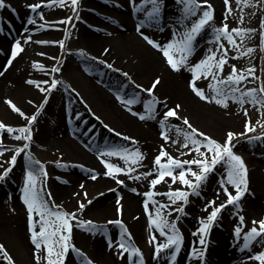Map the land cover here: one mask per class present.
<instances>
[{"label": "bare ground", "instance_id": "1", "mask_svg": "<svg viewBox=\"0 0 264 264\" xmlns=\"http://www.w3.org/2000/svg\"><path fill=\"white\" fill-rule=\"evenodd\" d=\"M10 1L12 9L19 12V14L17 18L12 15H3L1 17V20L12 23L16 31L12 33L11 36L13 37L7 38L5 32L8 31L11 33V31L6 23H2V29H0V72H3V74L0 75V121H3L5 124L19 125L24 119L13 108L10 111L7 110V107L11 106L8 103L9 100L28 115L35 112V109L42 102V98L45 95L48 96V100L44 108L36 114V129L33 132L31 141H20L15 138V135H7V132L0 130V138H2L0 142L3 144V149H0V152H2L0 154V166H8V159L14 153L16 147L23 149L22 153L18 155L17 162L7 178L0 180V244L4 245V251H0V257H4L5 261L9 262L5 258L6 251L7 256L12 258L13 264H38L36 260L37 251L31 240L27 207L22 200V188L24 187L27 170L29 167H35L32 164V160H38L43 164L48 173L47 177L41 178L47 187V191H43L42 193L45 198H47V193L50 192L55 204L61 206L66 211L75 210L77 209V203L79 204L81 201L89 200L90 203L85 204L82 215H89L91 220L95 221L97 225H104L103 223L105 221L112 219L111 221L113 222L106 223V225L113 230L114 236L117 231V226L114 221L116 219L122 220L131 233V236H128L126 240L140 247L145 252L149 264H168L164 262L162 254L158 257L153 256L155 243L162 241L164 237L160 234L158 228L150 223V220L156 219L157 206H151V214L149 216L147 215L148 217L144 214L142 206L147 208L144 192L157 190L160 187V184L151 186L150 181L153 178L151 176L155 172L157 173V171L153 170L154 158L158 155L162 145L164 150L172 155V157L182 160L191 159L196 153L194 149L192 152H188L186 147H184V136L182 132L177 131L178 127L171 124L172 127L166 129V134L170 139L165 140L161 136V131L165 129L158 123V118L153 116V118L140 119L135 114L141 112L139 108H136L137 105H127L118 97L124 96L127 99L131 92L145 93L142 89H138L136 84L145 87L144 83L149 82L152 85L153 82L151 81H155L159 77L160 81L157 85L161 91H156V85L154 89L155 97L157 99L161 98V100L164 99L167 103L171 101L178 103L181 111L176 119L180 120V123L182 122L181 117H187L192 123L198 122L201 125H209L211 135L214 138L221 136L223 132L225 133H223L224 135H227L229 130L237 132L236 128L242 122L240 105L236 101L229 99L225 107L216 103L215 98L205 100L191 91L189 89V83L192 79L189 77L187 80L186 77L191 76L192 73L187 65H183L180 71H174L167 63L162 51L144 39L140 32L137 31L139 25L138 20H143V15L131 11L132 7L129 0H126L124 10L122 11L123 13L119 19L120 27L116 25H99L98 27L97 25L99 23L96 14L83 9V7H86L98 13L106 14L105 12L110 6V0H82L79 5L80 14L79 19L77 18L76 25L79 29L73 30V36L71 35L69 40H66L64 35L52 36L40 26V19H36L34 23H29L28 20L27 22H23L25 13H30L28 5L35 3H32V0ZM219 2L220 0H210L213 9H217L223 13L219 7ZM43 6L39 7V9ZM205 6L203 5L201 7ZM147 7H150V5L145 6V8ZM51 11H48L46 15L48 13L56 14L54 8ZM181 14V5H176L172 0H161V20L155 26L145 24L141 30L146 32L158 43L164 44L172 38L173 31L175 32L180 27L178 19ZM214 18L220 19V14L215 13ZM257 18L262 20L264 16L260 13ZM191 21L192 18L189 17L186 23L190 24ZM257 27L259 29L256 32L260 29L264 30V27H261L259 24ZM96 28L98 30L97 32L93 30ZM32 29H35V31H32ZM2 31L5 34L2 35ZM240 35L243 37L242 39L240 38L241 41L244 42V40L249 41V37H255L256 33H250L248 35L241 33ZM26 36H31L32 39L25 42L24 37ZM211 37L210 34H207L203 30L196 36L193 42L194 46L188 57L189 63L193 59L199 60L203 58L210 49L216 50L212 45ZM17 39L21 40L23 50L12 60L11 65H9L8 60L11 58V47ZM59 41H63V47L58 43ZM48 43L50 45L54 44L58 50L64 48L68 43L72 44L76 46H72L73 49L80 50V52L82 51V53L89 55V57H83L82 62L78 63L70 55L60 68V72H53L52 70L42 72L41 68L33 66V62H38L41 65L45 64L44 54L48 50H46L47 48L44 45ZM239 46L242 45L240 44ZM105 49H108V51L105 52ZM259 54H264V47L262 50L260 48V51L253 49L246 59L239 56L236 65L238 70L245 67L247 70L246 75L250 78L252 76L248 74L249 70L253 71V66H258V72L255 73L259 76V80L255 78V81L253 80V84H251L254 85L256 83L254 85L255 87L257 85H264V73L262 70L264 64L262 61V65L259 64L261 60L259 59ZM95 57H99L100 59H94ZM103 61H107L114 67H107ZM116 69H120V71H116ZM97 71H99L98 74ZM229 71H231V67L225 72V75ZM124 72L129 73L128 78L132 79L129 82L128 89L124 94L113 95V92L107 91L105 87L108 86L110 88L112 84H115L117 79L124 80L126 78L123 75ZM103 73H108V78H105V76L101 77L100 74ZM65 77L68 80H65ZM94 77L100 80L101 86L94 82ZM53 78L58 79L60 81L58 85L68 89L70 93L65 94L63 90H58V87L48 93L41 92L40 87H46V84L43 82L45 80L50 82ZM29 80L36 81L40 87H37L36 84L29 83ZM186 80L189 83L185 87ZM208 80L214 84L211 78ZM132 81H135L136 84H132ZM198 82L199 85L197 86L203 89L206 96L212 95V89L206 87V81L204 79L198 80ZM26 83L30 85V88H28L29 90L26 93L22 94L19 90ZM121 84L123 83H120L119 87ZM251 85H246L245 87H253ZM73 89L76 91H73ZM224 91L226 92V89ZM236 95H239V93ZM145 98L150 99L149 94ZM70 104L76 106V112L81 111L83 114L89 116L88 112L90 111L92 116H95V118L99 116L100 121L109 125L111 129H115L117 132L124 133L126 136L135 139L127 140L122 136L110 134L108 129L106 130L101 127L100 122H94L89 117L90 123H95L89 135L92 134L94 137V134H96L100 140L98 141V148L95 151L88 149L91 141L83 133L84 131L81 129L82 125L76 124L75 132L73 130L74 134L72 136L70 135L71 132H68L65 126L62 125V122H60L62 130L55 129L58 126V114L61 113L65 105L67 107ZM129 108L132 111H129ZM50 109H52L51 115L48 112ZM48 115L51 119L47 127L46 125L48 124L46 121L48 122ZM170 121L173 120H168V123ZM179 129L184 130L182 127H179ZM114 133L116 134V132ZM237 138L239 137H235L234 140ZM172 141H175V143ZM25 143L28 144L27 148L23 147ZM114 144L118 145L117 148L130 147L129 151L139 149L140 152H143L144 162L147 165L148 172L151 174L146 176L142 175L134 179H130L124 174L125 176L122 179L124 181L123 184H117L116 181H111L109 179L111 176L104 175L107 168L102 162L100 154L97 152L102 151L103 148H113ZM47 147L60 148L61 151L76 157V159L65 158L59 164H56L55 161H46L43 156L40 157L37 149L41 148L43 152ZM187 147H192L191 142L187 144ZM244 148L252 149V146L244 143ZM236 149L239 150V147L237 146ZM181 153L185 154L181 155ZM29 156L32 160L26 158ZM241 156L244 158L242 153ZM105 159L115 165H117V161L120 163L118 156H114L112 159L106 156ZM79 165H84L86 167L84 169L85 171L79 169ZM254 166L256 167L257 165ZM192 167L195 168L196 166L192 165ZM216 168L220 169V164L216 165ZM252 168L247 171V174L251 178L250 186L254 193H250V195L254 202L253 204L247 203L246 213L254 218V216H264V205L261 203L262 190L260 186L264 174L260 175L258 168ZM88 169H93L95 171L94 174H98L99 182L95 186H92L91 181L87 180L82 174L83 172L86 173V171H89ZM212 178V175H208L203 186H201L200 195L189 194L188 199L190 205L184 208L191 216L194 215V211H196V214L198 213L199 208L208 197L214 199L216 203L221 200L219 186ZM210 180L212 183L209 182ZM3 183L7 184L8 188H10L9 191L3 189ZM81 184L84 185L83 188L80 187ZM16 186L19 188V194L16 191ZM132 189H136V191L134 192ZM142 189H144L143 193ZM114 190L117 191V194ZM85 192H87V196H85ZM118 200L120 202L119 205L117 204ZM120 205H122L120 212L121 218L116 216L117 206ZM162 212L164 213L163 210ZM241 213L244 214V210ZM37 215L34 214L33 219ZM177 217L178 215L175 213L170 217V222L176 220V226L184 239L182 241V248H180L182 258L177 262L178 264H197L196 259L189 256L193 247H202L200 243L197 244L194 242V239L199 235L196 232L199 225L195 222H188L187 218H182L181 222L177 223ZM220 218L222 221H228L233 224L235 222V213L231 210L223 209ZM192 231H195L196 234ZM72 235H74L71 240L72 243L81 249L93 261V264H128L125 256L121 257L118 255L121 250L115 244L110 247L109 240L102 236V232L93 233L86 230L84 233H77L73 229ZM232 236V232L226 230L222 236L218 234L220 243L216 246L217 255L209 260L207 259L204 264H256V262L247 259L246 254L248 250L241 251V247L232 242ZM153 237L156 239L154 240ZM210 237L212 240L213 236L211 235ZM208 242L211 241L208 240ZM189 248L190 251L186 253ZM41 252L44 255L46 254L44 245H41ZM43 257L42 255L39 264L44 263L42 260ZM80 259H82L81 256H79V262H81ZM71 260L75 261L73 259V252L69 250L65 256L64 264L75 263L71 262ZM1 263L3 261H0Z\"/></svg>", "mask_w": 264, "mask_h": 264}, {"label": "snow or ice", "instance_id": "2", "mask_svg": "<svg viewBox=\"0 0 264 264\" xmlns=\"http://www.w3.org/2000/svg\"><path fill=\"white\" fill-rule=\"evenodd\" d=\"M182 7V14L178 19L179 28L176 29L175 32L172 33V38H170L164 44L158 43L151 36H149L146 32L141 29L145 24H151L155 26L161 20V0H129V3L134 12L141 13L143 15V20L137 27V31L148 41L149 44H152L154 47L162 51L163 55L166 57L167 63L170 65L171 69L174 71H180L183 65H187L188 69L192 73V80L190 81V85L195 90L196 94L200 96V98L205 100L216 99V103L227 106V102L229 99L239 102L240 104L250 103L252 105H260L264 108V95H257V93H264V85H262L259 89L256 87L245 88L244 91L241 89L244 87V83H247V77L244 75L245 70H238L235 64L231 65V71H229L226 75H221L224 70L225 64L227 63L229 56V49L224 45L223 40H226L232 48L237 49V55L234 58H239L240 53L238 51V42L234 37L233 33L241 34L247 33L250 31H254L253 29H241L237 27L229 28L227 23H224L220 27H216L213 29L215 34V48L216 50H209L208 53L201 59H199L194 64L189 63V54L193 48V42L196 36L205 29V27L209 24L210 21L214 19L213 17V5L210 3V0H177ZM239 2V0H238ZM55 4L63 5L64 0H38L37 3L29 4L28 7L36 11L41 4H47L48 6H54ZM225 4L228 6L227 11L231 12L230 0H225ZM71 5L73 7V11H76L77 0H71ZM146 5H150V7L145 8ZM201 5H206V7H201ZM6 0H0V9L5 8ZM10 7V5H9ZM41 17L43 13H40ZM189 17H194L191 23H186ZM77 18L79 16L77 14ZM64 20H71V17H64ZM227 19V15L225 16ZM29 23H34V20L29 17ZM41 27H47V24H41ZM261 27H264V19L261 20ZM183 28V31L180 29ZM35 31V29H32ZM65 31H67L65 29ZM264 35V34H262ZM243 37H241L242 39ZM31 36L24 37L25 42L31 40ZM60 45L63 47V41H59ZM23 50L22 43L20 39L15 40L14 44L11 47V58L8 60V64L11 65L12 60ZM108 49H105L107 52ZM248 52H252L253 49L249 47L247 49ZM83 55V53H81ZM218 56V59H217ZM94 59L99 60V57H95ZM104 64L109 68H113L114 66L107 61H103ZM34 67L43 68V65L38 62H33ZM254 68V66H253ZM53 72H60V67L53 65ZM116 71H120V69H116ZM201 74L204 78L211 76L214 84H210L209 87L212 89V95L206 96L203 89L198 87L195 83L197 79V74ZM3 72H0L2 75ZM249 75H254V71L249 70ZM124 77H129V73L124 72ZM160 78L153 82L152 86L145 88L143 85L136 84L135 81H132V84H136L138 89H142L145 93L149 94L150 99L142 100L138 94H134L133 96L125 99L124 96H119L127 105H135L138 103H142L143 109L145 111L135 113L139 116L140 119L153 118V113L156 111V105L158 103L157 98L154 95V89L156 85L159 83ZM29 83L36 84L37 87H40L36 81L29 80ZM244 82V83H242ZM47 84L48 87H40V91L44 93L50 92L52 89H55L60 83V81L56 78H53L50 82L45 80L43 82ZM226 89V92L224 91ZM73 91H76L73 89ZM239 93V95H236ZM218 97V98H217ZM48 100V96L45 95L42 98V102L35 109V112L31 115L23 112L19 107L12 103L11 100L8 103L11 107L20 114L21 117H27V123L25 125L19 126L18 131L20 133L19 137H15L17 139H23L25 141H31L32 129L31 125L37 119V113L44 108L45 103ZM177 108L180 105L176 106ZM129 111H132L129 108ZM245 113L247 114V109H245ZM179 113L173 109L168 108L164 112V116L159 119L158 123L165 130L161 131V136L165 140H169L170 137L166 134V129L172 127L171 124L168 123L169 117H177ZM96 119H100L99 116ZM184 124L187 125L191 131H186L182 129H177L178 132H182L184 136V147H186L188 152H192L193 149L196 153L191 159L181 160L179 158L172 157L170 154H167L164 150L163 145L161 146V150L158 155L154 158V171H157L159 174L154 176L150 185L155 186L160 181L164 180L165 176L171 177L172 180L170 182H175L178 178L180 183L186 185V189L182 188H169L164 193L169 199V201L175 204L177 201H183L179 205L178 208H173L172 211L182 212L184 210V204L187 203L189 194L200 195V189L203 182L208 178L209 173L213 172L215 166L218 164H223L224 172L226 175L221 178L220 185L223 188V192L227 195V199L222 203L216 204L215 200H209L205 205V211H208L209 206L211 207V211L206 216V218H201L199 220V227L196 232L199 234V243L200 245H206L207 241L205 240V234L209 231L213 223L216 221L218 214L222 209L225 208L226 205H234L235 207H239V199L244 195L247 186V168L245 162L241 155L237 154L233 150V142L235 137H244L248 132L255 130V125L252 124L251 121L245 122V131L243 133L234 132L229 130L227 132L226 138L223 142L217 141L216 139L207 136L206 133L199 131L194 128L188 121L187 117H181ZM106 128H110L109 125L105 124ZM7 129L9 133L13 132V126L7 125L3 121H0V130ZM111 131L116 132V135L124 137L127 140H134L133 137H128L124 133L117 132L115 129H111ZM199 132L200 137H204L205 139H197L193 134ZM260 136L264 137V132L260 134ZM249 140L251 139H259L260 137H247ZM2 140V138H0ZM175 143V141H172ZM191 142V148L187 147V144ZM201 144L204 145L206 151L201 150ZM24 148L28 147V144L25 143L23 145ZM0 149H3V144L0 142ZM23 151L22 148L16 147L14 153L9 158L8 166L3 167L0 170V180H4L7 178L9 173L12 171L14 165L17 162V157ZM206 152L210 154L206 155ZM2 154V152H0ZM185 153H181L184 155ZM167 155V162L163 163L161 161V157ZM101 160L107 168V171L104 173L106 176H114L115 173L122 172H132L133 169L131 167H119L109 160L105 159L106 156H121L125 159V164L128 163V159L131 158V162L133 164L138 163L142 160L143 154L139 151V149H132L129 151L128 147H119V148H106L103 152L100 153ZM29 160L32 158L26 157ZM32 164L35 167H29L25 177L24 187L22 188V200L23 203L27 207L28 219H29V229L31 231V240L35 245V249L37 251L36 260L39 264L41 256H44L46 260V264H64L65 256L68 254L69 250H73L81 254V264H93V261L86 256L82 252L81 249L76 247L75 244L71 243L72 240V230H73V220H79V218L75 215L77 211H83L85 204L90 203L89 200L79 202V208L66 211L61 206L55 204L52 200V194L50 192L47 193V198L42 195L44 188V181L41 180L42 177H47V170L44 168L43 164L38 160H32ZM187 165L188 167H184ZM192 165L196 167L193 168ZM158 166V167H155ZM174 169H179L178 172H175ZM190 174V175H186ZM151 173H141V175H150ZM98 175V174H97ZM132 178V177H129ZM139 178V177H137ZM92 179H96V175L92 176ZM117 182L123 184L124 181L117 178ZM168 182V181H166ZM169 182V183H170ZM227 185H231L234 187L235 192L229 189ZM243 186V187H242ZM81 188L84 187L83 184L80 185ZM132 191H136V189H132ZM154 193L152 191H148L145 193V196L151 197ZM85 196H87V192H85ZM119 200L117 204L119 205ZM147 201H145V205L147 207ZM152 203L157 205V214L156 219L150 220V223L154 224L158 229L160 234L164 237L162 241L156 242L154 246L153 256L158 257L164 252L171 257V260L176 259V253L180 249V244L183 239L179 229L176 226L175 220L169 222L163 216L162 209L166 208L167 205L163 202H158L153 200ZM118 211H121L118 208ZM38 214L40 218V227L37 232L34 227L33 215ZM240 223L234 229V236L236 239H240L242 234L241 225L245 222V217H239ZM113 221H108L106 223H112ZM117 224H120L123 228V232L121 233L119 241H113L109 239V246H113L115 244L116 247L121 249L118 253L119 256L123 257L125 253H128V257L131 260V264H144V258L141 253V249L134 244L128 242L125 239V234L129 237L131 233L124 226L122 220H115ZM87 225L89 231L96 233L103 231V225H97L95 221L92 220H79L77 226L83 227ZM258 225V227H257ZM167 229V230H166ZM195 234V233H194ZM259 238V243L261 247L264 248V219L252 221V226L246 231L243 232V243L240 245L241 251L249 249L250 245L254 241H257ZM155 240L156 238L153 237ZM41 245L45 246L46 255L41 252ZM0 251H4V245L0 244ZM190 255L193 257H198L200 260V264H203L204 261V248L201 247L199 249L193 248ZM5 258L9 261V264H13L12 258L7 256L5 251ZM249 260H255L258 264H264V250H260L255 252L254 255L247 256Z\"/></svg>", "mask_w": 264, "mask_h": 264}, {"label": "rangeland", "instance_id": "3", "mask_svg": "<svg viewBox=\"0 0 264 264\" xmlns=\"http://www.w3.org/2000/svg\"><path fill=\"white\" fill-rule=\"evenodd\" d=\"M81 1L82 0H77L76 11H73V7L71 5V0H64L63 5L54 3V6H48L46 8L43 7L41 9H37L36 11L31 10L30 13H27V12L25 13V15L23 17L24 18L23 22L24 21L27 22V20L29 21V17H31L34 21H36V19H40L39 22H41V24H47L48 25L47 27H43V28L47 32H49L52 36L64 35L66 37V40H69L71 38L73 30L79 29L76 25H77V14H78V16L80 14L79 5H80ZM97 1H101V0H97ZM31 2L32 3L33 2L37 3L38 0H32ZM172 2H174L176 5H181V4H179L177 2V0H172ZM219 4H220L219 7L223 11V13H221L217 9H213V17H214L215 13H218V14H220L221 18L220 19L214 18L212 21L209 22V24L203 30L204 32L206 31L207 34H210L212 36L211 37L212 45L215 47V44H216V42H215V34L213 32V29L216 28V27L222 26L224 23H227L229 25L230 29L233 28V27H237V28H241V29L243 28V29H253L254 30V31H250V32L244 33L245 35H248L250 33H256L255 37H249V41H245L244 40V42L241 41V39H240L241 35L240 34L238 35L236 33H233L234 37L236 38V40L238 42V51H239L240 56L242 58H244V59L247 58L248 54L250 53V52L247 51V49L249 47H251L254 50H258V51H260V48L262 50V48L264 47V35H262V34H264V30L260 29L258 31L259 33L256 32V31L259 29V27H257V25L259 24L261 26V19L257 18L258 14L262 13V15L264 16V0H239V2H238V0H230V5H231V9H232L231 12L227 11V7L228 6L225 4V0H220ZM9 5H10V7H9ZM201 6H203V5H201ZM53 8H54V12L56 14L48 13V15H46V13L48 11H51V9H53ZM83 9L87 10L88 12H92V13L96 14V16L98 18V23H99L97 25L98 27H99V25L102 26V25L105 24V20L103 18L101 19V13H98L97 11L89 9V8H86V7H83ZM108 9L111 10L112 7H109ZM10 11L11 12L13 11L15 16H17L19 14V12H16L14 9H12L11 1L10 0H6L5 8L0 9V17H2L3 14L5 16H8L9 13L11 14ZM51 12H53V11H51ZM40 13H43L42 17L40 15ZM53 14H54V16H53ZM226 15H227V19H225ZM64 17H71V20H64L63 19ZM191 18H192V20L194 19V17H191ZM239 19H240L241 22L239 21ZM141 21H142L141 19L138 20L139 24H140ZM65 29L67 31H65ZM93 30L95 32L98 31L97 28L93 29ZM3 31H5V30H3ZM181 31H183V29ZM211 39H210V42H211ZM258 42H259V44H258ZM223 43L229 49V53H228L229 59H228L227 63L225 64L224 70L221 73V75H225V72H227L230 69L231 65L232 64L237 65V62H238V58H234L237 55V49L232 48V46L229 45L226 40H223ZM240 44L242 46H239ZM44 46L47 48L46 50H48V51H45V54H44L45 55V64L43 65V68H41L42 72H48L49 70H52V66L53 65H56V66L61 68L63 66V64L65 63L66 58L69 57L70 55H72L74 57L75 61L78 62V63L82 62V58L83 57H86V58L89 57V55H86L84 53H83V55H81L82 51L80 52V50L73 49V47H76V46H74L72 44H69V43L66 44L64 46V48H62L61 50H58L54 44L50 45V43H48V44H46ZM259 55H260L259 59H261L259 64L262 65L261 61L264 64V54H259ZM86 60H89V59H86ZM197 61H198V59H193L190 62H191V64H194ZM0 67H1V65H0ZM240 70H245L244 71V75L247 77V83L242 82V83H244V87L241 89V91H244V89L246 88L245 86L247 84H248V86L251 85V82H253V80L255 81V78H256V80H259V76H257V74L255 73V72H258V66L257 65H254V68H253L254 75H251L252 76L251 78L246 75L247 74V70L245 69V67L244 68H240ZM262 70H263V73H264V66H263ZM98 73H99V71H97V74ZM197 75H198V77L201 76L200 77L201 79H199V81L202 80V79H204L206 81L205 85H206L207 88L209 87L210 84H212V82L208 80V78H211V76H209L207 78H202L201 74L198 73ZM189 77L192 78V75L191 76L190 75L187 76L186 79L188 80ZM64 79L68 80L66 77ZM127 79L131 80V78H128V77L124 78V80L117 79L118 81H116V83L114 85V89H118L119 83H121L123 81L125 82V81H127ZM187 80L185 82V87L188 84ZM151 82H154V81H151ZM96 83H98V81H96ZM128 83H129V81H128ZM195 83H196V85H199L198 80ZM144 85H145V88L152 86L151 84H149V82L144 83ZM251 86L255 87L254 85H251ZM46 87H48L47 84H46ZM57 87H58V90H63V93H65V94H69L70 93L68 89L62 88V86H60V85H58ZM260 87L261 86H259V85L256 86L257 89H259ZM28 88H30V85H28V83H26V84L22 85V87L20 88L19 91L23 94V93H26L27 90H29ZM156 91H161V89H160V87L158 85H157ZM191 91H192V89H191ZM193 92H195V90ZM137 94L139 95V97L142 100L148 99V98H145V97H148V94H145V93H137ZM257 95H264V93H257ZM157 100H158V103L156 105V111L153 113L154 117H156L158 119L162 118V115L168 109V107L169 108H173L178 113H180L181 107L177 108L176 106L179 105V104L176 103L175 101H171V102L167 103L166 100H164V99L161 100V98L157 99ZM236 103L238 105H240V107H241V110H240V115L241 116L240 117L242 119V122H240V124L236 128L237 130L236 129L235 130L237 132L243 133L245 131V122L246 121H251L252 124L255 125V130L251 131V132H248L246 134V136H244V137H239L236 140H234L235 142H233V150L239 155H241V153H242V155H244L243 160L245 162L247 171L249 169L251 170L252 167L258 168L259 169L258 172L260 173V175H262V174H264V137L260 136V134L262 132H264V108H262L260 105H255L254 106V105H252L250 103H246V104H240L239 102H236ZM75 104H76V102H75ZM135 105H137L136 108L140 109L139 111H141V112L145 111L143 109L142 103H138V104H135ZM71 107L74 109L76 106L72 104ZM218 107H220V106H218ZM245 109H247V114L245 113ZM7 110L8 111L12 110V107L8 106ZM51 110L52 109L48 110L50 115H51ZM48 118H50V116ZM60 118H61V116H60ZM86 119H88V118L86 117ZM84 120L85 119H83L82 122H84ZM168 120H173V121H170L169 123L173 124V126H175V127H178V129H179V127H182L186 131H189V132L191 131V129H189L187 127V125L184 124L183 120H181L182 121L181 123H180V120H177L175 118L170 119V117H169ZM48 121H49V119H48ZM188 121H189V119H188ZM26 123H27V117L25 116L23 121H22V123H20L19 125H12L13 126V132L12 133H9L6 128L3 129V130L5 132H7L6 133L7 135L13 134L16 137H19L20 133L18 131V127L22 126V125H25ZM46 123H48V122L46 121ZM102 123L103 122H101V124ZM189 123H191V125L194 128L198 129L199 131H202V132L206 133L207 136H210V137L214 138L211 135L212 133H211L209 125H205V124L201 125L198 122L197 123H195V122L192 123L190 121H189ZM7 125H11V124H7ZM86 125H87V127L90 128V126L91 125H95V123H90V121H88L87 123H84L83 126L85 127ZM30 127L32 129V135H33V132L36 129L35 121L33 122V124ZM223 133H222L221 136L215 137L214 139H216L217 141L223 142L225 140V138H226V135H224L225 133L224 134ZM193 135L197 139H201V140L205 139L204 137H200L199 136V132L194 133ZM247 137H260V138L259 139H251V140H249ZM18 140L22 141L23 139H18ZM244 143L247 144V145L250 144V146H252V149L244 148ZM117 146L118 145L114 144L113 148H117ZM237 146L239 147V150L236 149ZM200 147H201L202 151H206L203 144H201ZM129 149H130V147H129ZM248 149H250V150H248ZM251 150H253L254 153L251 152ZM37 151H38L40 157L43 156L46 161H51V162L55 161L56 164H59L60 161L61 160H65V158L66 159L67 158L76 159V157H74V156H72L70 154H66L63 151H61L60 148H56V147H47V148H45V150L43 152H42L41 148H38ZM97 153L100 154L101 151L97 152ZM141 153L143 154V157H144V153L143 152H141ZM166 153L169 154L167 151H166ZM206 155H209V158H210V154L209 153L206 152ZM118 157L120 159V163L117 161V166H119V167H131L133 169V171L132 172H125V173L124 172L115 173L113 177H111V178L109 177V179H111V181H114L113 179L115 177H119V178L123 179V177L125 176L124 174H126V176H128V177H132L130 179H134V178H137V177H141L142 176L141 173H149L148 172L149 170L147 169V165L144 162V159L140 160L136 164H133L131 162V158H129L128 159V163L125 164V159L123 157H121V156H118ZM112 158H114V156L110 157L109 159H112ZM167 158H168L167 155H165L164 157H161V161L163 163H166L167 162ZM8 161H9V159H8ZM254 165H257V166L255 167ZM79 166H78L79 169L85 171L84 169L86 167L84 165H79ZM184 167H187V166L184 165ZM88 170L89 171H86V173L83 172L82 174L84 175V177L87 180L91 181L92 186L93 185L94 186L97 185L98 182H99V177L96 176L97 178L95 180H93L92 176H93L94 172H91V169H88ZM252 170H253V168H252ZM174 171L178 172L179 169H174ZM158 174H159L158 172L157 173L155 172L151 177H154V176H156ZM224 174L226 175V173L224 172L223 164H220V169H217L216 166H215L214 171L209 173V175L213 176L212 179H214L216 184L217 185L219 184V186L221 187V188H219L220 189L219 192H220V197H221L220 201L221 202L218 201V203H216V204L222 203L224 200L227 199V196L223 192V188L220 185V181H219V178H218V175H219V177H223ZM186 175H190V174L186 173ZM250 179L251 178L249 177V174H247L248 183H247L246 189H248L250 192H252L251 186H250V184H251L250 183L251 182ZM171 180H172L171 177L165 176L164 180H162L159 183H157V184H160V187L157 190H153V193H154L153 196L146 197V201L148 202L147 205L150 206L149 208H151V206H155L156 207L157 205L152 203L153 200L158 201V202H163L164 204L167 205L166 208L162 209L164 211L163 216L169 222H170L171 215H173L175 213V214L178 215V217L176 218V219H178L177 223L181 222L182 218H187L188 222H190V223L195 222L196 224L199 225V220L201 218H206V216L211 211V207H209L208 211H205V205L206 204L201 205V207L198 210V213L196 214V211H194V215L193 216H191L189 214V212L185 210V208H184V210L182 212L172 211L173 208H178L179 205L181 203H183V201H177L175 204L171 203L169 201L168 197L166 195H164V193L167 191L166 188H178L179 187V188H182V189H186L187 186L181 184L178 178L176 179L175 182H170ZM166 181H168V182H166ZM209 182L212 183L211 180ZM166 185H167V187H166ZM164 186H165V188H164ZM202 186H203V184H202ZM227 186L229 187V189L234 194V192H235L234 187H232L231 185H227ZM260 186H261V190H262V192L260 191L262 193V195H261V203L264 205V178L261 180V185ZM2 187H3L4 190L5 189H7L8 191L10 190V188H8L6 183H3ZM16 188H17V186H16ZM126 188H127V186H126ZM143 188H144V186H143ZM44 189H46V188H44ZM126 190H128V189H126ZM13 191H15V190H13ZM16 191L19 194V188H17ZM114 191H116V190H114ZM143 192H144V189H142V193ZM252 193H254V192H252ZM116 194H117V191H116ZM190 194L191 195H195V194H192V193H190ZM209 200H213V199L208 197L205 202L207 203ZM253 202L254 201H253L252 197H250L249 200H248L246 195H245L244 198L241 197L239 199V202H238L239 205H240L239 207H235L234 205H226L225 206V208H224L225 210H231L232 212L235 213V223L231 224L228 221L227 222L226 221H222L221 218L219 219V217L216 219V221L213 223V227H212V231H211L212 232V236L214 238V244L215 245L213 244L214 245L213 249H211V252L208 254L207 258L217 255L216 246L220 243V239L218 237V234L220 236H222V234L225 232V230L226 231H231L232 234H233V236L231 237L232 238V242L235 245L240 246L243 243V232H246L252 226V221L254 219H256V220L264 219V216H256V217L254 216V218H253V217H250L246 213V205H247V203H252L253 204ZM240 203H242V204H240ZM189 205H190V203H189V199H188L187 203L184 204V207H186V206L189 207ZM76 207L79 208V204L78 203L76 204ZM121 207H122V205L117 206V209H116V216L120 217V218H121V213H120L121 211H118V208L121 209ZM241 207L243 209H241ZM242 210H244V214L241 213ZM82 212L83 211H77L75 213V215L79 218V220H91L89 215H87V214L82 215ZM150 214L151 213H149V215ZM241 215L245 217V222H244V224L241 225L242 234H241L240 239L238 240L234 236V229L240 223L239 217ZM33 220L35 222V224H34L35 230L39 231V227H40L39 215H37L36 218L33 219ZM79 220H73L72 221L73 229L76 230L77 233H79V232L84 233L88 229V226L87 225H85L83 227L77 226L78 223H79ZM111 220L108 219L107 221H105L103 223L104 225H103L102 236L106 239V236L108 234L107 239L109 240V237L111 236L110 239H112L114 241V235L112 234L113 230L110 229V227L106 225V222L111 221ZM116 220H118V219H116ZM224 222H226V223H224ZM98 225H100V224H98ZM257 227H258V225H257ZM114 231H115V229H114ZM192 232L196 234L195 231H192ZM109 234H110V236H109ZM72 237H74V235H72ZM198 238H199V235L196 237V239H194V242ZM71 243H72V241H71ZM260 250H264V248L261 247V244L259 243V238H258V240L253 243L252 247H250V249L248 250L246 256L254 255L255 252L260 251ZM71 251L73 252V259L75 260V261L71 260V262H75V263H72V264H80L81 262H78V261H79V256H81V254L78 253V252H75L73 250H71ZM189 251H190V248H189V250L186 251V253L189 252ZM42 260L44 262L43 264H46V260L44 259V257H43ZM0 261H3V263H1V264H9V262L5 261L4 257H0ZM253 261H255V260H253ZM255 262H257V261H255ZM147 264H149V261H148Z\"/></svg>", "mask_w": 264, "mask_h": 264}]
</instances>
